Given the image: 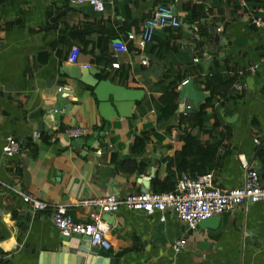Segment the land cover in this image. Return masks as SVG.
<instances>
[{
    "label": "crops",
    "instance_id": "obj_1",
    "mask_svg": "<svg viewBox=\"0 0 264 264\" xmlns=\"http://www.w3.org/2000/svg\"><path fill=\"white\" fill-rule=\"evenodd\" d=\"M104 2L106 12L100 14L70 0H0V264H53L62 234L50 215L58 207L83 222L98 211L85 202L172 191L181 174L192 175L180 171L185 142L179 137L183 127L189 128L180 120L197 114L211 98L202 89L207 76L237 78L228 100L214 98L206 110V128L213 130L218 118L225 133L218 145L220 130L215 129L209 145L219 161L208 173L224 189L242 187L246 172L239 157L245 156L264 174V27L252 22L256 14L264 17V0ZM188 2L201 4L203 17L193 20L183 9ZM161 5L175 10L182 27L157 30L141 50L128 34L139 36L143 22ZM106 37L114 39L107 46L112 63L103 55ZM114 42L128 51H116ZM114 63L120 67L113 68ZM73 66H88L96 70L95 79L137 93L132 118L103 120L95 96L63 72ZM254 66L258 68L251 73ZM181 79L191 80L193 89L208 98L197 106L187 99L180 102L181 84L178 108L171 114L159 100ZM68 86L75 94L65 92ZM60 91L78 104L68 116L56 118ZM73 128L85 129L87 135L70 138L65 131ZM190 131L203 141L210 137L197 125ZM35 132L41 133L39 142ZM142 134L149 139L138 151L136 137ZM7 137L21 147L12 159L4 154ZM18 192L48 203L49 210L33 213ZM103 219L112 247L92 256L91 264L98 257L115 264H264L262 203L214 216L195 231H188L171 210L148 215L122 206ZM181 239L184 247L175 250Z\"/></svg>",
    "mask_w": 264,
    "mask_h": 264
},
{
    "label": "built area",
    "instance_id": "obj_2",
    "mask_svg": "<svg viewBox=\"0 0 264 264\" xmlns=\"http://www.w3.org/2000/svg\"><path fill=\"white\" fill-rule=\"evenodd\" d=\"M78 6H89L96 13H105L106 4L104 0H70ZM264 13V12H263ZM256 27H264V17L257 16L252 21ZM182 27V21L178 18L175 10L169 5L159 6L150 18L142 24V31L139 36L128 34V38L137 41L138 47L142 50L154 40L157 30L178 29ZM113 47L118 52H127L126 45L114 42ZM264 62V56L262 57ZM195 62H199L198 59ZM147 61L144 60L143 64ZM113 68L118 69L119 63H114ZM86 68H89L88 66ZM258 66L250 69L255 73ZM184 81L182 85L187 84ZM243 84L237 85V90L242 91ZM190 108V107H189ZM65 133L73 139H80L87 135V131L81 128L67 129ZM41 133H34V141L39 142ZM260 144V139H255ZM21 152L18 141L13 137H7L4 147V154L8 158H14ZM239 161L242 169L246 172L245 185L239 188L224 189L215 183L214 175L206 173L198 176L181 174L172 191L164 192H141L128 195L125 198H117L108 195L85 204L92 203L98 207V211L90 214L87 221H75L68 215L66 208L58 207L50 215L59 233L66 236L81 235L89 238L92 246L101 250H111V243L106 236L104 215L119 211L122 206L132 211H142L148 215L156 212L164 213L167 210L173 211L175 216L185 223L188 231H195L198 225L214 216L224 213H233L240 207L248 204L262 203L264 205V174L261 175L253 168L245 156H240ZM22 201L27 204L33 213H44L49 210L46 202L39 201L25 193L18 192ZM184 247L181 239L174 244V249Z\"/></svg>",
    "mask_w": 264,
    "mask_h": 264
},
{
    "label": "water",
    "instance_id": "obj_3",
    "mask_svg": "<svg viewBox=\"0 0 264 264\" xmlns=\"http://www.w3.org/2000/svg\"><path fill=\"white\" fill-rule=\"evenodd\" d=\"M95 71L96 70L92 68L85 69L79 66H73L72 68L63 70L70 80L77 81L81 84L83 91H89L95 96L96 100L98 101L97 109L100 117L103 120L109 123L113 119L132 118L131 112L135 106L136 99L139 98V95L125 87L112 84L111 81H100L95 79ZM68 88L69 91H65L69 92L67 94H75L76 91L72 86H68ZM63 94L65 93L60 91L56 99L54 109L55 111L60 112L55 114L56 118L61 115L68 116L72 108L78 104L77 101H70L63 97ZM180 98V102L187 99L193 101L197 106V104L208 97L202 92L195 91L193 89V82L190 80L182 87ZM196 106L194 109H191L187 112L197 110L198 107L196 108ZM60 240L61 244L56 251V256L50 257L51 259L53 257V264H72V262L75 260L79 264H91L93 262L92 256H96L101 250L94 246V249H91L89 238H85L81 235H61ZM83 254H86V256ZM73 256H75V258H73ZM44 263H47V261H44ZM96 263L115 264L114 262L109 261L108 258L103 257H98Z\"/></svg>",
    "mask_w": 264,
    "mask_h": 264
},
{
    "label": "trees",
    "instance_id": "obj_4",
    "mask_svg": "<svg viewBox=\"0 0 264 264\" xmlns=\"http://www.w3.org/2000/svg\"><path fill=\"white\" fill-rule=\"evenodd\" d=\"M185 11H188L192 14L193 20H198L203 17L204 8L201 4H196L193 2H188L183 6ZM56 20V19H55ZM54 19L53 23H56ZM89 33V32H87ZM110 38V39H109ZM114 39L111 37H106L103 39V55L104 58L108 59V63H112L114 58L112 55H109L107 46L109 41H113ZM102 43V44H103ZM183 79L180 81L173 83L170 86V91H168L163 97L159 100L160 108H168V111L173 114L177 110V99L179 97V86L183 83ZM237 78L234 77L230 80H224L220 74L214 76H207L202 80V89L211 94V98L206 102V104L201 108V110L197 114H186L181 116L180 124L182 126L188 124V127H183V133L180 137V141H184L185 145L179 153V156L182 158V162L180 164L181 173L189 172L190 176H198L203 175L210 170H213L217 167L219 158L217 157V150L215 147H211L210 142L215 139L214 132L215 129H219V144H222L225 133L222 130L221 122L216 118V123L214 125L213 130L206 128L205 125V117L207 115V109L212 106V101L214 98L227 101L228 96L233 89V86L236 84ZM197 125L202 130L205 136H209L207 141H203L194 137L191 134L190 126ZM149 138L147 134L138 135L136 137L135 150L142 151L145 147L146 141ZM175 187V185H174Z\"/></svg>",
    "mask_w": 264,
    "mask_h": 264
}]
</instances>
